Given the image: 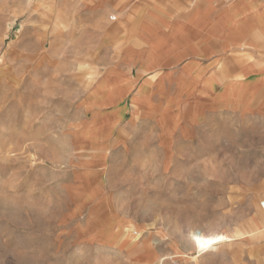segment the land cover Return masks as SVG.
<instances>
[{"label": "rangeland", "instance_id": "rangeland-1", "mask_svg": "<svg viewBox=\"0 0 264 264\" xmlns=\"http://www.w3.org/2000/svg\"><path fill=\"white\" fill-rule=\"evenodd\" d=\"M75 1L0 0V264H245L263 123L142 89L133 16Z\"/></svg>", "mask_w": 264, "mask_h": 264}, {"label": "crops", "instance_id": "crops-1", "mask_svg": "<svg viewBox=\"0 0 264 264\" xmlns=\"http://www.w3.org/2000/svg\"><path fill=\"white\" fill-rule=\"evenodd\" d=\"M75 2L85 11L105 10L107 18L133 16L135 40L124 58L142 89L170 87L202 115L243 114L264 130V0ZM255 217L264 218V209ZM252 235L245 264H264V224Z\"/></svg>", "mask_w": 264, "mask_h": 264}, {"label": "bare ground", "instance_id": "bare-ground-1", "mask_svg": "<svg viewBox=\"0 0 264 264\" xmlns=\"http://www.w3.org/2000/svg\"><path fill=\"white\" fill-rule=\"evenodd\" d=\"M192 235L195 243L197 244V249L199 248V251L204 253L211 251L215 245L230 241L229 239H231V237L228 238L224 235H217L216 237L206 235L202 231H193Z\"/></svg>", "mask_w": 264, "mask_h": 264}, {"label": "built area", "instance_id": "built-area-1", "mask_svg": "<svg viewBox=\"0 0 264 264\" xmlns=\"http://www.w3.org/2000/svg\"><path fill=\"white\" fill-rule=\"evenodd\" d=\"M223 3H228L230 2L231 0H221Z\"/></svg>", "mask_w": 264, "mask_h": 264}, {"label": "snow or ice", "instance_id": "snow-or-ice-1", "mask_svg": "<svg viewBox=\"0 0 264 264\" xmlns=\"http://www.w3.org/2000/svg\"><path fill=\"white\" fill-rule=\"evenodd\" d=\"M198 242V241H197Z\"/></svg>", "mask_w": 264, "mask_h": 264}]
</instances>
